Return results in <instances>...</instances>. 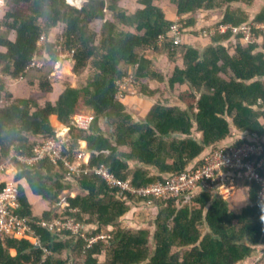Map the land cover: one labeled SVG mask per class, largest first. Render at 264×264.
I'll list each match as a JSON object with an SVG mask.
<instances>
[{
  "label": "trees",
  "instance_id": "trees-1",
  "mask_svg": "<svg viewBox=\"0 0 264 264\" xmlns=\"http://www.w3.org/2000/svg\"><path fill=\"white\" fill-rule=\"evenodd\" d=\"M125 1L7 2L0 17V163L7 161L0 189L10 180L19 184L16 213L29 219L50 254L44 259V249L28 237L0 238V264H242L264 246V205L254 182L238 184L247 188V202L234 211L215 191L189 200L124 191V199L120 187L95 170L105 166L133 188L148 186L197 167L204 152L232 135L230 120L241 133L264 136V34L252 28L244 46L241 34L220 32L222 26L264 25V7L254 11L256 0H136L132 12ZM222 9L218 24L196 31L199 14ZM171 16L183 25L179 46L170 36ZM186 34L209 36L210 46H189ZM66 53L72 54L75 87L52 75ZM160 57L168 71L157 63ZM38 62L41 68L28 69ZM126 80L152 102L144 116L120 100ZM19 82L30 88L28 99L10 93L9 84ZM86 110L92 126L79 130L74 116ZM62 131L71 136L65 151L71 162L86 142L90 159L80 175L69 178L65 165L50 159L32 166L17 159ZM28 194L46 208L36 213ZM140 205L151 213L147 224L123 225ZM61 218L89 229L73 235L38 224ZM100 234L107 237L95 240ZM253 261L264 264V255Z\"/></svg>",
  "mask_w": 264,
  "mask_h": 264
},
{
  "label": "built area",
  "instance_id": "built-area-1",
  "mask_svg": "<svg viewBox=\"0 0 264 264\" xmlns=\"http://www.w3.org/2000/svg\"><path fill=\"white\" fill-rule=\"evenodd\" d=\"M67 1L71 4L76 2V0ZM7 2L8 0H0V17L7 10ZM251 25L238 29L233 26H222L220 32L221 34L232 32L236 36L241 34L242 42L248 43L252 39V28L256 27L264 34V25ZM183 31L182 23L179 20L176 21L170 31V36L174 39V46L182 44ZM43 44L44 36L41 37L38 46L41 47ZM62 60L65 63L73 64L71 53L63 54ZM32 67L41 68L42 63H34L28 69ZM127 82L128 80L120 84L119 95H123L124 86L127 85ZM130 82L132 81L130 80ZM92 122L93 116L90 113L74 116V125L79 130H89ZM70 140L71 136L62 131L57 137H47L42 145L37 146L31 156L16 155V157L21 163L28 166L35 165L44 159H50L56 165L61 162L67 169L68 177L73 178L74 175H80L83 172V164H88L90 153L81 148L75 158L76 160L71 162L68 155L65 154V151L69 149ZM12 154L15 156L14 153ZM6 164L7 161L0 163V174L5 172ZM95 170L106 181L120 187V196L124 199L127 198V194L122 193L127 191L128 194L140 197H155L163 200L185 198L189 200L192 198L191 196L201 191H215L219 194V189L226 184L235 190L238 184L248 181L259 186V201L264 205V136L260 137L258 134L235 131L221 144L204 152L197 167L194 165L185 172L172 176L166 182L157 181L148 186L133 188L129 181L117 180L105 166ZM19 196L20 187L14 180L7 181L5 186L0 189V238L5 239L14 236L31 238L35 249H44V259H46L50 252L44 247L42 237L36 234L28 218L21 217L16 213L20 207ZM63 206H68V203L64 202ZM64 218L52 221L40 220L38 224L57 232L71 230L73 235L79 234L81 229H89L86 226H81L72 218L65 221L62 220ZM81 236L86 238V235ZM106 237V235L100 234L95 237V240ZM95 240H91L90 243Z\"/></svg>",
  "mask_w": 264,
  "mask_h": 264
},
{
  "label": "rangeland",
  "instance_id": "rangeland-1",
  "mask_svg": "<svg viewBox=\"0 0 264 264\" xmlns=\"http://www.w3.org/2000/svg\"><path fill=\"white\" fill-rule=\"evenodd\" d=\"M79 2H74V4H77V5H81L83 3V0H78ZM255 9L254 11H258L259 9L263 8L264 7V0H256L255 2ZM122 6H125L127 7L128 9H130V11L134 12L138 7L136 5V0H126ZM257 8V9H256ZM253 10H250L251 14L254 16L255 12ZM225 11L222 9V10H217V11H214L212 12V14L209 15H203V14H199L197 19L199 21L198 23V27L196 29V31H199L201 30L202 28H204L206 25H209V26H213L215 24H218L223 15H224ZM175 20V19H174ZM207 22V24H205ZM193 32V31H192ZM186 38H189L191 41H197L199 43H196L198 45H196L195 47H198V48H201V49H205L206 47L210 46V41H209V38H205V35L203 37V35L201 36H191L190 34H186ZM204 41V42H202ZM242 45L244 46H247L248 43L246 42H240ZM233 44H236V42H234ZM225 46L227 47L228 46V43H225ZM230 47V46H228ZM68 65V64H67ZM179 65H182L181 63H179ZM160 67L161 68H166V69H169V64L168 62H166V59H164V61H162V63L160 64ZM172 67L170 68V71H171ZM73 70V69H72ZM65 72L66 74L68 73V69L65 70L64 66L63 68L62 67H59L57 69V71L55 72V76L56 78L60 81V82H71L72 86L75 87L76 86V83L74 82L75 80V76L73 75V72H71L69 75L70 77H68L67 75H65ZM130 80H128L127 84L131 85L129 83ZM150 87L152 89H154L155 87L152 85H150ZM127 90L128 92V95H119V98L120 100L126 105V106H130V107H133L132 109L134 111H139L137 112L140 116H143V113L144 111L148 110L151 106V103L149 100H145V98H143L139 93H138V90L136 87H133V86H124V91ZM198 97H200V95H198ZM133 99V101H132ZM152 101V100H151ZM172 103L174 104H179V102L174 98L172 101ZM133 103V104H132ZM85 112H92V111H88L86 110ZM138 114H135V115H138ZM263 121V119H262ZM230 124H231V127H232V133H235V130H236V127L233 125V122L232 120H230ZM193 136L198 138L199 137L201 138L200 134H198L197 132H193ZM86 143V142H85ZM81 145H82V142H81ZM83 146L86 147V145L83 143ZM82 149H86V148H82ZM132 167H133V163H131ZM221 187V186H220ZM244 188V191L245 193L243 192V195L242 197L241 196H238L236 199L238 201L239 199V203H240V206H237L235 204V202H231V210H234V211H239L241 208V206H244L247 202V195L245 196L244 194H247V188L246 187H242ZM233 190L234 189H231V187L226 184L224 185L223 187H221L219 189V194H222L225 195L227 198L229 197L228 196V192H230L229 195H231L233 193ZM228 191V192H227ZM236 194L233 195V197H235ZM232 199V198H230ZM31 200L32 202H34L35 206H34V211L36 212H39L40 213V208H41V200L37 197H34L33 195H31ZM133 215H136V217H134ZM149 219H151V213L150 211H148V208L145 207V206H137V209H133L131 210V212L126 216V222L123 224L125 226H128L129 224L130 225H140V223H146L147 224V221H149ZM145 224V227H153V225L151 226H146ZM255 256L254 258L250 259V260H247L245 262H243L242 264H254L255 262L253 261L255 258L259 259L260 257H262L264 255V246H259L257 247L256 251L254 252Z\"/></svg>",
  "mask_w": 264,
  "mask_h": 264
},
{
  "label": "crops",
  "instance_id": "crops-1",
  "mask_svg": "<svg viewBox=\"0 0 264 264\" xmlns=\"http://www.w3.org/2000/svg\"><path fill=\"white\" fill-rule=\"evenodd\" d=\"M171 15V14H170ZM204 15V14H203ZM172 17V19L176 22V21H178L179 20V18L178 17H176V16H171ZM198 23H199V21H198ZM205 24H207V22L205 23ZM202 42H204V41H202ZM184 43V42H183ZM196 43H199V42H197V41H191L189 38H187L186 40H185V44H187V45H189V46H196V45H198V44H196ZM162 61H164V59H163V57H160V58H158L157 59V63L159 64V66H160V64L162 63ZM179 63H181L182 64V62H179ZM179 63H178V65H179ZM68 64V65H67ZM63 66H64V68H65V70L66 69H68V73L66 74V72H65V75H67L68 77H70V73L72 72V69H73V64L72 63H61V64H59L58 66H57V68H54V72H56L57 71V69L59 68V67H62L63 68ZM180 67L182 66V65H179ZM165 70V69H164ZM169 70V69H168ZM168 70H165V71H168ZM53 76H55V73H53ZM56 77V76H55ZM9 91H10V93H12L13 94V96H14V98H16V99H28V97H29V95H30V92H31V90H30V88H28V87H26L25 85H24V83H21L20 84V82L19 83H12V84H9ZM56 97H57V94H54V97L53 98H51V97H49L50 99H56ZM132 101H133V99H132ZM133 104V103H132ZM133 107H130L129 106V109L130 110H132L134 113H137V112H139V111H137V109H136V111H134L133 109H132ZM149 110V109H148ZM147 110V111H148ZM147 111L145 110L144 111V113H143V116L147 113ZM138 114V113H137ZM139 115V114H138ZM236 131V130H235ZM83 143L86 145V143L85 142H82V145H81V148H86L85 146H83ZM228 192V191H227ZM243 192L245 193V191H244V189L243 190H241V189H235V190H233V193L231 194V195H229L230 194V192H228V200H229V203L231 204V202H235V204L237 205V206H240V203H239V199L242 197V195H243ZM234 194H236L235 195V197H233V195ZM29 195V200H30V202H31V204L33 205V207L35 206V204H34V202H32V200H31V194H28ZM75 194H72V196H74ZM245 196L247 195V194H244ZM221 196H223L224 198H227L225 195H223L222 194V192H221ZM238 196H241L239 199H238V201H237V197ZM247 197V196H246ZM230 198H232V199H230ZM40 200H41V208H40V210H44V208H46V204H45V202H44V200H42L41 198H39ZM241 208V207H240ZM36 212V211H35ZM36 213H38V212H36Z\"/></svg>",
  "mask_w": 264,
  "mask_h": 264
},
{
  "label": "clouds",
  "instance_id": "clouds-1",
  "mask_svg": "<svg viewBox=\"0 0 264 264\" xmlns=\"http://www.w3.org/2000/svg\"><path fill=\"white\" fill-rule=\"evenodd\" d=\"M209 36H206L205 38H208ZM241 42H242V40H241ZM59 65V64H58ZM57 65V66H58ZM57 66H56V68H57ZM53 75V74H52ZM86 113H91V112H86ZM61 130H63V129H61ZM237 131V130H236ZM239 132V131H238ZM229 138V137H228ZM84 151H85V149H84ZM87 152V151H86ZM243 187H245V186H243ZM236 189H238V187L236 188ZM241 190H243L244 188H240ZM220 195V194H219ZM221 196V195H220ZM223 197V196H222ZM62 206H63V204H62ZM63 207H65V206H63Z\"/></svg>",
  "mask_w": 264,
  "mask_h": 264
},
{
  "label": "bare ground",
  "instance_id": "bare-ground-1",
  "mask_svg": "<svg viewBox=\"0 0 264 264\" xmlns=\"http://www.w3.org/2000/svg\"><path fill=\"white\" fill-rule=\"evenodd\" d=\"M76 1H78V0H76ZM79 2V1H78Z\"/></svg>",
  "mask_w": 264,
  "mask_h": 264
}]
</instances>
